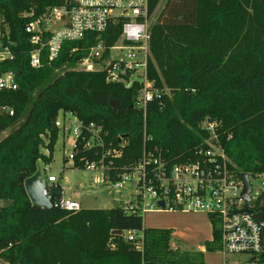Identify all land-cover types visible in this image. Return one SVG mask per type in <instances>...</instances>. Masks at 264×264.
<instances>
[{"label": "trees", "instance_id": "obj_1", "mask_svg": "<svg viewBox=\"0 0 264 264\" xmlns=\"http://www.w3.org/2000/svg\"><path fill=\"white\" fill-rule=\"evenodd\" d=\"M66 2L0 0V42L11 56L0 60V76L11 73L16 83V90H0V134L11 129L0 139V256L8 264H205L200 251L172 248L170 230L143 228L140 215L122 208L67 213L32 206L19 179L32 176L38 162L50 163L60 113L106 132V144L120 150L110 175L137 164L143 150L156 149L168 165L185 163L207 138L198 127L205 119L217 124L219 144L238 175L261 171L264 0H165L150 24L146 74L153 89L169 95L149 102L144 116L132 104L138 82L125 88L107 81L104 71L72 70L98 41L111 47L122 21L64 42L53 61L43 50L39 67L30 66L34 46L25 27ZM160 2L148 0L150 16ZM100 154L82 149L80 157ZM82 166L76 160L70 168ZM59 188L50 189L51 201ZM208 219L212 236L203 247L215 252L219 228ZM132 231L141 233V249L125 239Z\"/></svg>", "mask_w": 264, "mask_h": 264}, {"label": "built area", "instance_id": "obj_2", "mask_svg": "<svg viewBox=\"0 0 264 264\" xmlns=\"http://www.w3.org/2000/svg\"><path fill=\"white\" fill-rule=\"evenodd\" d=\"M151 16L148 0H67L65 6L48 9L25 27L34 46L30 66L39 67L43 50H46L48 61H53L64 42L80 41L86 34L100 35L110 22L122 21L118 40L108 48L98 41L77 63V68L82 72L104 71L107 81L120 83L123 80L125 88L138 82L141 88L132 104L144 116L149 102L159 99L162 94L169 95L167 90L153 89L147 80ZM58 23L61 25L50 33ZM112 52L119 54L112 57ZM6 54L10 59V54ZM123 71L124 75L121 74ZM0 90H16L11 73L0 76ZM66 114H62L63 121L57 118L54 122L62 135H68L71 152L63 159L71 165L78 160L86 171H102V177L94 180L97 185L107 180L114 190H118L124 184H132L137 195L134 205L130 203L122 208L126 213L141 216L164 210L204 214L218 224L221 264H264V163L258 173L246 174L248 192L243 195L242 174L238 175L226 158L216 135L215 122L205 119L198 124L207 138L185 163L168 165L156 149L143 150L137 164L127 171H115L110 175L111 161L120 156V150L106 144L107 134L100 126L83 124L73 115ZM81 148L89 151L98 148L101 154L95 160H85L80 157ZM94 153L97 156V152ZM251 181H257L258 185L252 186ZM44 183L43 195L59 186L53 176H48ZM59 189L58 196L51 201L52 208L67 213L80 211V204L67 199L63 189ZM124 237L135 248H142L141 233L127 232ZM0 264L8 263L0 256Z\"/></svg>", "mask_w": 264, "mask_h": 264}, {"label": "rangeland", "instance_id": "obj_3", "mask_svg": "<svg viewBox=\"0 0 264 264\" xmlns=\"http://www.w3.org/2000/svg\"><path fill=\"white\" fill-rule=\"evenodd\" d=\"M164 2L165 0H161L159 3L157 9L151 16V22L157 16ZM1 36L2 35L0 33V39ZM6 53H9L7 48H2L0 42V60L7 57ZM115 54L119 53L112 52L111 56L115 57ZM119 57H121V55H119ZM72 70L79 71L77 66ZM58 73L59 72L56 74ZM68 117L69 116H66V118ZM58 119L63 121L61 113L58 115ZM10 131L11 129H8L0 134V139L5 137ZM70 152L71 149L68 146V135H62V132L58 130L50 163L45 166L41 162L37 163V167L40 170V174L44 181H46L48 176L55 177L59 186L63 189L66 198L79 203L81 209L83 210H110L115 208H125L130 203L131 205H134L137 190L132 186V184L127 183L120 189L114 190L111 187V183L107 180H105V182L101 185L94 183L95 178L102 177V171L100 170L86 171L84 169H71L70 161H68L63 167V157L68 155ZM41 153L43 155L48 154L46 149H41ZM251 185L256 187L258 182L251 181ZM1 205L3 204L0 203V206ZM141 217L143 228H168L172 229V232H177L178 237L171 240L172 248L197 251V247L202 246L203 240L200 242V240H198L199 236H192V233L199 229L201 224L204 227L206 226V239L210 240L211 238L209 227L210 221L204 214L178 211L167 212L159 210L147 212L141 215ZM222 259L223 257L218 251L206 252L204 255L205 264H221Z\"/></svg>", "mask_w": 264, "mask_h": 264}, {"label": "water", "instance_id": "obj_4", "mask_svg": "<svg viewBox=\"0 0 264 264\" xmlns=\"http://www.w3.org/2000/svg\"><path fill=\"white\" fill-rule=\"evenodd\" d=\"M61 23H58L55 27H53L50 30V33H53V31L60 26ZM122 75H124V71L121 72ZM120 84H124L123 80H120ZM133 101V99H132ZM111 106L112 102L110 101ZM241 179L243 181V186H244V191H243V195H245V193L248 192V185H247V176L246 174H242L241 175ZM22 182L24 191L30 201V204L32 206H37L40 208H44V209H51L52 205H51V200H52V196L50 194L47 195H43V190L45 189V183L44 180L40 174V170L37 169L35 171V173L30 176L29 178L25 179V180H21ZM158 206L161 207L162 204L159 202Z\"/></svg>", "mask_w": 264, "mask_h": 264}, {"label": "crops", "instance_id": "obj_5", "mask_svg": "<svg viewBox=\"0 0 264 264\" xmlns=\"http://www.w3.org/2000/svg\"><path fill=\"white\" fill-rule=\"evenodd\" d=\"M1 204H4L3 202H0ZM201 214V213H200ZM207 219H208V217H207ZM209 220V219H208ZM209 227H210V233H211V236H212V229H211V225H210V222H209ZM159 229H168V228H159ZM168 230H170L171 231V240L174 238H176V237H178V233L177 232H175V231H173L172 232V229H168ZM206 226L204 227L202 224L200 225V227H199V229H197L194 233H192V236H199V239L198 240H200V242H201V240H203L202 242H203V244H204V242H206V241H210L211 240V238H210V240H208V239H206ZM202 238V239H201ZM180 244H182L180 241H178ZM179 243H177V244H179ZM203 244H202V246H199V247H197V251H200V252H202L203 253V255H205L206 254V252H205V250H204V247H203ZM178 246H180V245H178ZM185 250H187V249H185Z\"/></svg>", "mask_w": 264, "mask_h": 264}, {"label": "bare ground", "instance_id": "obj_6", "mask_svg": "<svg viewBox=\"0 0 264 264\" xmlns=\"http://www.w3.org/2000/svg\"><path fill=\"white\" fill-rule=\"evenodd\" d=\"M255 182V181H254Z\"/></svg>", "mask_w": 264, "mask_h": 264}]
</instances>
